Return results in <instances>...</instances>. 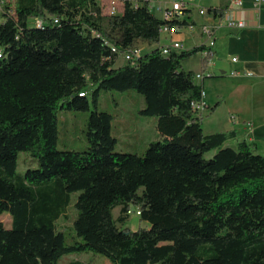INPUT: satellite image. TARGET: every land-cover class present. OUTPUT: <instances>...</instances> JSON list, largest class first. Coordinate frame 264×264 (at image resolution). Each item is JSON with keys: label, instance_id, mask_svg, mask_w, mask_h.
<instances>
[{"label": "trees", "instance_id": "obj_1", "mask_svg": "<svg viewBox=\"0 0 264 264\" xmlns=\"http://www.w3.org/2000/svg\"><path fill=\"white\" fill-rule=\"evenodd\" d=\"M226 7L208 10L222 17ZM2 17L0 216L12 227L0 222V264H60L84 252L113 264H264V156L246 140L226 145L235 132L204 133L192 105L203 85L182 63L205 46L168 55L156 47L117 66L136 41L157 44L163 26L194 21L165 20L145 0H126L112 16L97 0H16ZM128 90L143 96L141 115L156 117L144 155L115 152L114 116L96 110L88 148L57 149L59 110L87 111L89 94L97 106L102 91ZM21 152L38 161L24 175ZM76 194L67 233L57 222ZM132 206L148 227L118 226Z\"/></svg>", "mask_w": 264, "mask_h": 264}, {"label": "crops", "instance_id": "obj_2", "mask_svg": "<svg viewBox=\"0 0 264 264\" xmlns=\"http://www.w3.org/2000/svg\"><path fill=\"white\" fill-rule=\"evenodd\" d=\"M234 1L220 0L204 7L226 5L225 11L245 20L247 27L241 31L221 29L217 33L213 59L207 69L209 76L198 81L203 85L206 102L202 127L206 135L235 132V137L227 140L226 145L246 140L257 153L264 156V1L260 21L254 11V0H242V7ZM200 19V26L212 22L210 17L202 16ZM189 31L184 32V38L182 32L173 37L184 40V50L205 43L204 40L198 41L195 30ZM199 37L204 38L201 31ZM233 58H237V61L234 62ZM201 71L202 65L201 69L193 72L197 74ZM213 107L215 110L211 111ZM153 133L155 138H149V143L158 137L156 121L153 123Z\"/></svg>", "mask_w": 264, "mask_h": 264}, {"label": "rangeland", "instance_id": "obj_3", "mask_svg": "<svg viewBox=\"0 0 264 264\" xmlns=\"http://www.w3.org/2000/svg\"><path fill=\"white\" fill-rule=\"evenodd\" d=\"M165 2L167 0H161ZM220 0H192V18L191 21H196V28L194 34L197 36L198 41H205V38L199 37L200 35V21L202 16L199 15V7H209L211 3H217ZM98 5L102 8L103 14L106 16H112L122 12L123 0H97ZM16 0H0V22L3 21L2 13L5 10V6L8 7L11 14L15 13ZM157 16L162 17L161 14ZM184 32H190L187 29L182 30V36L184 38ZM183 44H184V40ZM170 39L165 35H162L160 42L147 43L143 40H138L135 43V47L139 48L142 53L151 51L152 49L169 44ZM192 44L191 42H188ZM186 43V44H188ZM185 44V45H186ZM189 46V45H188ZM200 53L187 58L183 61L182 67L185 71L193 70L197 71L201 69L202 61L200 62ZM124 63V57L121 56L117 66ZM201 64V65H200ZM203 69V66H202ZM88 99L90 101V109L87 111H58V143L57 149L60 151L74 150L85 151L88 148L86 140V124L92 111L107 112L114 116L112 135L118 139L115 146V152L125 153H137L144 155L148 147V139H154L153 123L156 121V117H147L139 113L144 107L145 102L142 95L138 94L134 90L128 91H102L100 93L97 106L93 104L92 96L89 94ZM236 145L235 143H233ZM211 153H208L206 157H209ZM38 166L37 159L31 157L27 152L19 153V168L18 174L24 175L29 168H36ZM77 194L73 195L72 204L67 210L66 216L62 217L57 222V227L61 231L70 233L72 231L73 220L76 215L74 209V202ZM132 213L129 215L125 223H118L122 229L127 228L130 231H137L140 228L148 227V224L141 220L140 215L136 214L137 207H131ZM120 208H116L113 211L114 218L119 216ZM0 222H2L7 228L12 227V217L9 214L0 216ZM69 260H80L86 264H113L108 258L103 255L95 254L92 252L69 254L62 258L60 264H63Z\"/></svg>", "mask_w": 264, "mask_h": 264}, {"label": "built area", "instance_id": "obj_4", "mask_svg": "<svg viewBox=\"0 0 264 264\" xmlns=\"http://www.w3.org/2000/svg\"><path fill=\"white\" fill-rule=\"evenodd\" d=\"M126 0H123V3ZM128 1H134V0H128ZM149 3V9L152 13L155 14H161L162 18L165 20H188L191 21L190 18H192V4L191 0H167L165 2H162L161 0H145ZM264 0H254V11L256 14L257 19L260 21V13L262 9V2ZM234 3L242 7L243 2L242 0H235ZM123 10V6H122ZM199 15L203 17H210L212 19L211 23H205L200 26L201 34L205 38V43L203 44L205 46V49L200 53L202 56V59L210 58L207 64L210 65L213 55H214V49L216 46V36L218 31L221 29H228L231 31H241L247 27V22L243 19L237 18L233 13L225 11L224 15L222 17H215L212 12H209L208 8L199 7ZM120 14V13H119ZM112 15L114 12H112ZM35 23H41L42 21L39 19H36L34 21ZM195 25H189L187 28H180L178 26L168 27L163 26L160 33L161 36L165 35L167 38L170 39V43L166 44L162 47V53L164 55L170 54L171 51H181L184 50V45L182 41L173 39L174 35H178L182 32L183 29H189L191 31L195 30ZM142 51L139 48H136L135 46L131 48L130 50L124 52L121 56L124 57V61H135L137 60L141 55ZM233 61H237V58H233ZM207 69L205 71H201L200 73L196 74V80L202 81L204 78L209 76L207 74ZM235 72L232 73L234 75ZM201 100L198 102H194L192 105L198 106V112L203 113L206 109V102H205V92L202 91ZM132 210L128 211V214H131ZM137 215H140L141 212L139 210L136 211Z\"/></svg>", "mask_w": 264, "mask_h": 264}, {"label": "bare ground", "instance_id": "obj_5", "mask_svg": "<svg viewBox=\"0 0 264 264\" xmlns=\"http://www.w3.org/2000/svg\"><path fill=\"white\" fill-rule=\"evenodd\" d=\"M36 25L41 26L42 24H41V23H37ZM196 107L198 108V106H196ZM196 107H195V108H196ZM197 108H196V109H197ZM197 110H198V109H197Z\"/></svg>", "mask_w": 264, "mask_h": 264}]
</instances>
